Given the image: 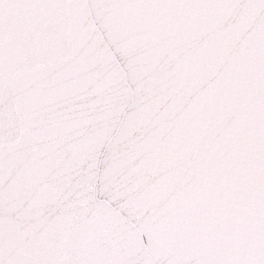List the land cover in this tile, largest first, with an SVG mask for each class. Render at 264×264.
<instances>
[{"label":"snow or ice","instance_id":"obj_1","mask_svg":"<svg viewBox=\"0 0 264 264\" xmlns=\"http://www.w3.org/2000/svg\"><path fill=\"white\" fill-rule=\"evenodd\" d=\"M0 264H264V0H0Z\"/></svg>","mask_w":264,"mask_h":264}]
</instances>
